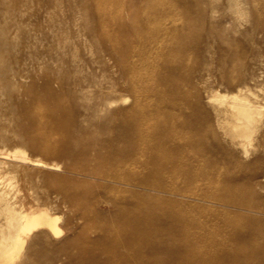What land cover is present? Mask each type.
I'll list each match as a JSON object with an SVG mask.
<instances>
[{
    "label": "rangeland",
    "instance_id": "obj_1",
    "mask_svg": "<svg viewBox=\"0 0 264 264\" xmlns=\"http://www.w3.org/2000/svg\"><path fill=\"white\" fill-rule=\"evenodd\" d=\"M227 2L0 0V152L26 149L33 160L48 162L37 166L33 161H8L2 171L8 166L15 167L25 190L27 181L31 189L40 195L44 192L42 195L46 197L62 187L84 188L85 182L91 180L75 169L81 146L69 154L61 145L66 134L52 129L47 117L57 122L69 119L57 108V104H61L74 108L70 116L73 119L86 118L97 127L114 125L115 128L119 122L130 120L128 116L115 117L119 110H125L132 117L139 114L144 120L149 119L144 122L147 135L161 132L159 127L171 129V147L190 139L200 142L206 157L224 172L218 186L211 188L234 195V190L226 191L224 181L234 180L241 163H244V170L247 166L243 158L234 159L235 149L217 129L211 100L218 93H236L238 88L231 85L244 75V66L254 57L258 63L255 61L256 66L251 70L258 83L253 80L250 88L260 91L264 86V0H243L248 15L243 26L232 19ZM210 26L223 36L212 42L209 48L212 55L208 57L204 54L207 45L204 30ZM126 27L129 29L124 30ZM246 30L248 36L244 34ZM194 34L197 35L194 37ZM180 35L196 39L184 45L182 57L175 53L176 39ZM123 51L125 55L117 56ZM202 56L205 62L211 63L210 72L203 70ZM102 69L113 73L115 81L118 79L117 92L110 90L112 85L107 83ZM90 75L95 76L98 86L80 89L64 84L69 78ZM171 77L174 82L167 81ZM112 99L117 102L110 109ZM261 99L264 102V95ZM81 104L88 105L90 110L75 107ZM112 134L99 135L97 139H107ZM79 141L86 142V136H80ZM262 155L264 144L253 148L251 160H257V166L264 167V162L257 159ZM191 157L199 156L193 153ZM54 163L62 167L55 168ZM165 180L168 185L183 187L182 179ZM185 189L189 195L209 191L204 183ZM53 197L50 196L51 201ZM54 203L55 211L64 216V221L76 214L75 209L66 207L63 197L55 199ZM83 205L89 206L87 201H83ZM112 206V203L103 202L94 210L102 211ZM184 210L196 216L205 212ZM76 234L67 236L73 238ZM59 257L63 258L60 264H67L65 255ZM38 262L34 264L45 263Z\"/></svg>",
    "mask_w": 264,
    "mask_h": 264
},
{
    "label": "bare ground",
    "instance_id": "obj_2",
    "mask_svg": "<svg viewBox=\"0 0 264 264\" xmlns=\"http://www.w3.org/2000/svg\"><path fill=\"white\" fill-rule=\"evenodd\" d=\"M227 3L232 19L243 26L248 21L243 0ZM244 34L248 36V30ZM204 35V54L210 57L212 42L223 35L212 26L204 30ZM176 40L175 53L182 57L184 45L196 39L180 35ZM123 55L125 51L117 53ZM201 59L203 70L210 72L211 63L205 62V56ZM255 61L258 63L257 57L246 63L244 75L231 85L238 88L236 93H218L211 100L217 129L235 149L234 159L243 158L247 166L244 170L241 163L234 180L224 181L226 191L234 190V195L211 188L218 186L223 168L206 157L197 140L171 147L172 130L159 127L161 132L147 135L144 122L149 119L144 120L139 114L132 117L119 110L115 117L128 116L127 123L100 128L86 118H71L74 108L57 104L69 119L57 122L47 117V121L52 129L66 134L61 145L69 154L81 146L75 169L91 182H85L84 188L62 187L46 197L44 192L40 195L31 189L27 181L25 190L15 167L8 166L4 172L2 167L8 161H33L37 166L48 162L33 160L26 149L0 152V264H60V255L67 257V264H264V167L251 160L253 148L264 144V86L260 91L250 88L257 79L252 72ZM110 73L108 69L104 71L107 83L112 85L110 90L115 93L118 79L115 81ZM171 78L167 81L174 82ZM64 84L84 89L98 86V81L90 75L69 78ZM116 102L111 100L110 109ZM78 106L90 110L88 105H75ZM112 132L107 139H97ZM82 135L86 142L79 141ZM193 153L199 157H191ZM257 159L264 162V155ZM57 164L52 165L56 168ZM167 178L182 179L183 187L168 185ZM199 183L206 184L209 191L189 195L185 188ZM50 196H54L52 201ZM62 197L67 208L76 210L65 221L54 205V200ZM170 197L177 199L169 200ZM83 201L89 206L84 207ZM103 202L113 206L95 211ZM184 208L205 212L196 216L185 213ZM72 233L77 234L73 238L67 236Z\"/></svg>",
    "mask_w": 264,
    "mask_h": 264
}]
</instances>
